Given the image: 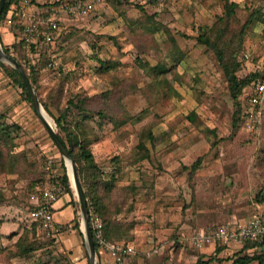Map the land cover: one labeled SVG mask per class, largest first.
Wrapping results in <instances>:
<instances>
[{
    "label": "rangeland",
    "instance_id": "374dc122",
    "mask_svg": "<svg viewBox=\"0 0 264 264\" xmlns=\"http://www.w3.org/2000/svg\"><path fill=\"white\" fill-rule=\"evenodd\" d=\"M93 1L88 15L58 13L55 43L35 51L24 43L21 50L14 46L23 37L20 9H45L49 0H22L14 8L18 15L3 20L1 44L39 72L38 96L55 117L69 99L84 101L87 111L74 110L69 125L79 123L94 141L106 179L115 176L111 203L119 206L114 217L127 235L112 243L134 246L129 264L210 258H216L212 264H233L237 255H249L244 247L250 242L199 248L193 241L196 233L233 221L264 219V105L258 133L234 126L229 84L216 54L198 38L212 28L226 29L223 46L241 62L238 77L262 69L264 0ZM232 4L235 16L227 20ZM0 118L14 126L9 163L0 162V264H89L71 179L82 235L75 222L47 232L29 218L31 190L62 183L63 157L1 65ZM19 239L38 250L10 258ZM261 247L252 255H262ZM107 254L97 256L98 264H114Z\"/></svg>",
    "mask_w": 264,
    "mask_h": 264
},
{
    "label": "trees",
    "instance_id": "16d2710c",
    "mask_svg": "<svg viewBox=\"0 0 264 264\" xmlns=\"http://www.w3.org/2000/svg\"><path fill=\"white\" fill-rule=\"evenodd\" d=\"M22 0H8L1 19H0V42H1V27L3 20L10 14L13 13V15L17 14V10L14 8L15 6L19 7ZM235 4H232L229 9L227 10V20H231L235 16ZM42 14H35L36 16H44L47 15L49 12V7L42 9ZM20 17V16H19ZM13 16L11 17V21ZM249 24L246 25V28ZM218 28L215 30L214 28L211 29V33L207 34L204 32L199 38V42L205 46H207L211 51H213L216 54V57L219 61V64L224 72L225 78L229 84L230 93L234 101L236 102V111L234 114V126L236 128H243L244 124V117L246 114V105L242 99L244 92L247 88H249L254 81H256L259 77L263 76L261 69H257L256 71L250 73L245 78L240 79L237 75L239 71H241V62L238 61L237 57H234L235 52L230 53V50L223 46L225 44V37L227 35V30ZM245 34V31H242V35ZM23 37L21 35L18 36V42L14 44L15 47L19 48L18 50L22 49L23 46ZM228 45V43H227ZM3 48L7 54L15 58L23 67L25 73L28 75L32 85L38 92L39 87V72L33 67L31 70L24 65L22 60L15 56L10 48L3 45ZM35 49V48H34ZM36 51V49H35ZM238 51H241V48L238 49ZM245 56V54H244ZM0 65L2 66L4 72L9 76V78L13 79L16 85H18L24 95V100L27 101L31 108L35 111L33 107L32 98L30 96V93L22 79V76L20 73L12 68L11 66H7L4 63L0 62ZM164 72V71H163ZM70 77V75H65V79L67 80ZM65 82V80H64ZM63 82V83H64ZM63 90V87H60ZM57 94H58V87H57ZM41 103L48 111V113L55 119V122L57 124V127L60 129V131L64 134H58L61 138L62 142L65 144L67 149L69 150L70 154L72 155L76 166L78 170V174L84 189L85 197L88 201V208L90 211V224L93 229V236H94V242L96 246V252L97 256L102 255V245L100 243L99 238L96 235V231L94 230V223L95 220L98 218L103 223V240L106 243L111 244H118V243H112L116 240H125V236L127 235L126 232H122V228L120 227L119 223L116 222L115 215L118 214L120 208L118 205H113L111 203L112 198V191H113V184L112 181L115 180V176H112V179L107 180L105 173L102 171L100 166L98 165L95 155L92 150V145L94 144V141L90 138V136L87 135V133L84 131V129L79 125V123H76L75 127H71L69 125V118L75 117V111L77 110L78 114H82L80 112L87 111V108L85 107L84 101L75 102L74 99H69L67 102V106L65 108H59L57 107V111L59 113V117H55L53 113L49 110L48 102L41 100ZM103 116V115H102ZM4 118H0V162L3 166L7 167V164L9 163V157H10V150H9V144L12 142L11 134H12V128L14 126H10L7 123H5ZM6 158V159H5ZM64 173L61 175L59 180L64 184L65 186V192L66 194H69L73 202H77V200L74 199V192L72 189L70 178L67 174V169L64 165V160L62 159ZM40 185L37 187L34 186V188L31 190V195L38 193L41 190L39 188ZM37 190V191H36ZM31 196H29L30 199ZM263 198V195H261ZM76 218L73 219V222H75V227L79 231L80 235H82L80 231V225L78 222H76ZM38 224V223H35ZM125 245H132L130 242L123 243ZM133 246V245H132ZM259 246H264V243H250L247 245L245 250H248L250 248H255ZM134 247V246H133ZM16 251L13 252V254L10 256V258L13 257H24L31 255L32 253L36 252L38 250V247L35 243H30L28 241H25V239L21 240L16 243L15 245ZM12 252V251H11ZM13 256V257H12ZM130 259L127 260V264H129ZM216 261V258H210L208 260L205 259H199L196 264H212ZM258 261L260 264H264V257L263 256H251V255H237L234 260L233 264H252L253 262Z\"/></svg>",
    "mask_w": 264,
    "mask_h": 264
},
{
    "label": "built area",
    "instance_id": "2783aa9c",
    "mask_svg": "<svg viewBox=\"0 0 264 264\" xmlns=\"http://www.w3.org/2000/svg\"><path fill=\"white\" fill-rule=\"evenodd\" d=\"M66 1V0H65ZM49 0V12L44 16H36L20 9V18L23 19V42L30 49H37L39 45L50 46L55 43L60 31V16L67 9L75 17L88 15L94 8L93 0ZM70 4V6H69ZM17 10V9H16ZM245 58H249L245 55ZM53 66V64H50ZM263 76L259 77L247 88L242 97L246 105L243 128L251 133H258L262 124L264 105V67L261 69ZM66 194L63 183H58L49 188L32 194L30 197L29 218L32 222L41 225L47 232L56 230L54 221V205ZM94 230L104 249L108 252L114 264H127V260L136 255L132 245L123 243L111 244L103 240V223L96 219ZM193 241L202 248L218 242H232L235 244L264 243V219L254 218L251 222L241 225L230 222L213 231H201L195 234Z\"/></svg>",
    "mask_w": 264,
    "mask_h": 264
},
{
    "label": "water",
    "instance_id": "95a60500",
    "mask_svg": "<svg viewBox=\"0 0 264 264\" xmlns=\"http://www.w3.org/2000/svg\"><path fill=\"white\" fill-rule=\"evenodd\" d=\"M8 0H0V19L3 13V10L7 4ZM0 62L11 66L12 68L16 69L20 75L22 76V79L30 93V96L32 98L33 107L41 119L42 123L44 124L46 130L48 131L51 139L53 140L54 144L56 145L57 149L59 150L61 156L63 157L67 170H68V176L71 179L73 183V188L76 192V195L78 197V202L80 205L81 215L83 218V226H84V239H85V248L88 255V263L89 264H98L97 260V252H96V246L94 242V236H93V229L90 224V211L88 208V201L85 197L84 189L78 174L76 163L70 154L69 150L65 146V144L62 142L61 138L59 137L58 133L56 132L54 126H52L46 119L45 115L47 112L45 111L40 98L38 96V93L34 86L32 85L28 75L25 73L22 65L12 56L7 54L0 42ZM48 114V113H47ZM73 173V180L70 176V166Z\"/></svg>",
    "mask_w": 264,
    "mask_h": 264
},
{
    "label": "crops",
    "instance_id": "0c3cea01",
    "mask_svg": "<svg viewBox=\"0 0 264 264\" xmlns=\"http://www.w3.org/2000/svg\"><path fill=\"white\" fill-rule=\"evenodd\" d=\"M42 12H43V10L39 6H34L30 11H28V13L34 14V15L35 14L36 15L42 14ZM6 38L10 40L11 36L9 34H7ZM72 202H73L72 197L69 194H64L60 198V200L54 205V221H55V226L57 229L59 226L60 227L66 226L73 221V219H74V205ZM233 222H235V221H233ZM206 246H208V245H206ZM206 246H204V247H206ZM204 247H202V248H204ZM263 248L264 247H261V249H263ZM258 249H259L258 247L248 249L249 255L256 256V255H252V254L254 252H257ZM102 252H103V254H105L107 251H106V249H104L102 247ZM136 254H137V251H136ZM263 254L264 253H262V255H259V256H263ZM252 264H260V263L258 261H255Z\"/></svg>",
    "mask_w": 264,
    "mask_h": 264
},
{
    "label": "bare ground",
    "instance_id": "6f19581e",
    "mask_svg": "<svg viewBox=\"0 0 264 264\" xmlns=\"http://www.w3.org/2000/svg\"><path fill=\"white\" fill-rule=\"evenodd\" d=\"M44 115H45L47 121H48L52 126H54V122H53V120L51 119V117H50L47 113L44 114ZM69 166H70V176H71V178H72V180H73V173H72L71 165L69 164Z\"/></svg>",
    "mask_w": 264,
    "mask_h": 264
}]
</instances>
